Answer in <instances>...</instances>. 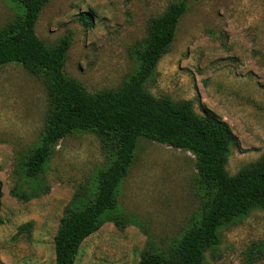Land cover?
<instances>
[{"label": "rangeland", "instance_id": "1", "mask_svg": "<svg viewBox=\"0 0 264 264\" xmlns=\"http://www.w3.org/2000/svg\"><path fill=\"white\" fill-rule=\"evenodd\" d=\"M173 1L179 0H51L36 30L50 46L72 30L67 73L90 91L117 88L137 69L135 48L150 19ZM181 1L187 9L176 39L146 88L226 120L238 140L226 164L233 175L264 154V0ZM13 14V3L0 0V27ZM48 108L40 79L19 63L0 66V264H54L65 208L79 190H91L107 163L98 135L75 132L59 141L40 178L27 181L22 157L39 143ZM196 174L190 151L142 137L120 189L122 208L134 221L124 229L105 222L82 242L75 264H138L152 244L165 245L200 207ZM34 187L38 196L30 195ZM220 236L215 253L207 251L212 263L264 264L257 246L264 240V208L224 226Z\"/></svg>", "mask_w": 264, "mask_h": 264}, {"label": "trees", "instance_id": "2", "mask_svg": "<svg viewBox=\"0 0 264 264\" xmlns=\"http://www.w3.org/2000/svg\"><path fill=\"white\" fill-rule=\"evenodd\" d=\"M10 1L14 14L0 27V66L21 64L44 83L49 102L40 141L22 157V176L27 181L40 178L59 141L75 132L98 135L107 155L91 190H79L64 210L54 237V264H75L82 242L105 222L124 229L134 221L122 208L120 189L142 137L194 155L201 200L181 232L163 246L152 244L138 264H214L207 251L217 250L220 229L264 208V154L231 175L226 164L238 140L230 124L212 110L198 113L191 100L156 96L146 88L176 39L186 2L173 1L150 19L146 36L135 48L137 69L127 81L117 88L90 91L66 71L73 31L51 46L37 33L41 12L51 0ZM82 19L92 25L88 13ZM30 195H39L35 187ZM1 197L0 181V207ZM31 225L29 221L20 229ZM257 246L264 253V240Z\"/></svg>", "mask_w": 264, "mask_h": 264}]
</instances>
